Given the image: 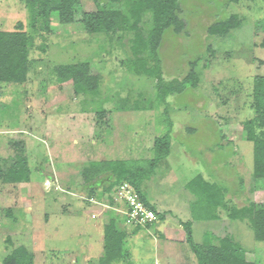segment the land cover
I'll return each mask as SVG.
<instances>
[{
    "label": "rangeland",
    "instance_id": "obj_1",
    "mask_svg": "<svg viewBox=\"0 0 264 264\" xmlns=\"http://www.w3.org/2000/svg\"><path fill=\"white\" fill-rule=\"evenodd\" d=\"M99 1L105 9L126 8ZM81 3L85 12L99 10L96 0ZM181 5L188 33L164 34L160 76L149 49L132 53V32L89 34L80 23H61L57 12L50 30H32L25 0H0V31L23 23L34 35L26 81L0 83V166L9 169L19 155L26 160L25 168L17 167L25 181L0 182V264L20 246L34 264H99L110 220L89 201L102 196L85 188L84 175L96 172L92 163L125 167L129 174L121 180L163 217L125 231L120 264H198L183 228L189 224L197 246L230 237L264 264V242L251 222L232 220L216 205L224 199L264 208V179L253 178L254 144L236 127L254 117L253 78L264 76V0ZM233 14L242 25L210 37L208 28ZM152 23L148 15L146 32ZM83 63L102 77L98 89L80 93L72 82H59V67ZM192 70L198 87L173 95ZM166 145L168 155L158 158ZM109 172L97 177L98 194Z\"/></svg>",
    "mask_w": 264,
    "mask_h": 264
},
{
    "label": "trees",
    "instance_id": "obj_2",
    "mask_svg": "<svg viewBox=\"0 0 264 264\" xmlns=\"http://www.w3.org/2000/svg\"><path fill=\"white\" fill-rule=\"evenodd\" d=\"M242 0H227L229 3H239ZM253 1V0H248ZM109 4L124 5L125 9L109 10L96 0L99 10L97 12H85L82 9L81 0H25L26 8L30 14V27L32 30H50V17L53 12L59 14V20L63 24L80 23L85 27L89 34H114L117 32H132L134 45L131 48L135 56H139L143 51L150 50L151 56L157 64V71L161 76L158 65L162 64L160 48L164 34L172 30L175 35L188 33V22L182 17L183 10L181 0H108ZM152 16L153 23L146 32V17ZM242 25L237 15H231L223 21L216 22L208 28L210 37H226L234 29ZM14 32L0 31V83H24L27 79L30 52L34 45V35L24 31L23 23ZM264 47V42L262 43ZM208 51L211 46L208 45ZM200 61L191 63L193 67ZM58 80L62 84L73 83L75 89L80 92L95 91L101 85L102 77L89 74V64H76L72 66H61L58 69ZM134 73L143 74L141 70L134 68ZM180 87L173 95L183 94L188 87L195 89L199 85L196 70H192L183 80H178ZM137 105V104H136ZM135 105V106H136ZM252 107L255 111L254 117L237 125V130L244 132L247 140L254 144V180L264 179V76L257 75L253 78V102ZM159 148L165 145L161 141H156ZM19 145V144H17ZM16 145V146H17ZM18 147V146H17ZM158 158L167 156L169 153L168 145L162 150L159 149ZM23 155H19L15 163L9 169L0 166V182L20 183L25 181L18 176L17 167L25 168ZM161 157V158H162ZM122 163V162H118ZM8 165V164H7ZM120 168H114L109 164L108 182L98 194L94 189L97 177L107 171L100 169L92 163L89 169H96L95 173L84 175L85 188L89 190V196L97 195L101 199L109 194L117 185L127 182L124 181L127 169L121 164ZM123 167V168H122ZM27 168V167H26ZM26 181L29 179L26 177ZM105 184V183H104ZM131 184V183H130ZM217 210L222 208L228 218L232 220H249L255 233L257 241L264 242V208H257L253 202L246 206H231L224 199L217 201ZM152 208V207H151ZM153 209V208H152ZM154 210V209H153ZM155 211V210H154ZM109 224L104 230V256L99 260V264H120L125 257V242L127 240L126 228H119L123 219L114 213H109ZM163 217L159 215V219ZM219 219V215L215 219ZM216 219V220H217ZM183 226V225H182ZM186 229L187 242L191 247L198 264H257L256 260L250 259V254L243 251L241 246L230 237L220 239L219 244L212 242L203 246H197L193 240L192 231ZM10 240V238L8 239ZM12 241H8L11 243ZM4 264H34V256L24 246L14 249L8 254Z\"/></svg>",
    "mask_w": 264,
    "mask_h": 264
},
{
    "label": "built area",
    "instance_id": "obj_3",
    "mask_svg": "<svg viewBox=\"0 0 264 264\" xmlns=\"http://www.w3.org/2000/svg\"><path fill=\"white\" fill-rule=\"evenodd\" d=\"M91 197L92 205L97 203L102 207L103 214L114 213L123 219L124 228L147 227L159 220L158 212L149 207L140 197L135 186L128 182L117 185L109 194L103 196L99 201ZM101 209V208H100ZM108 216V215H107ZM93 219L98 218L92 215Z\"/></svg>",
    "mask_w": 264,
    "mask_h": 264
},
{
    "label": "crops",
    "instance_id": "obj_4",
    "mask_svg": "<svg viewBox=\"0 0 264 264\" xmlns=\"http://www.w3.org/2000/svg\"><path fill=\"white\" fill-rule=\"evenodd\" d=\"M199 65V63L196 65V66H198ZM200 105L202 106V104L200 103ZM188 128V127H187ZM191 128V127H190ZM127 232L128 231H132V232H136V230H133V229H131V228H128L127 230H126ZM103 235V238H104V234H102ZM103 242H104V239H103ZM103 250H104V248H103ZM257 262V261H256ZM258 263V262H257Z\"/></svg>",
    "mask_w": 264,
    "mask_h": 264
}]
</instances>
